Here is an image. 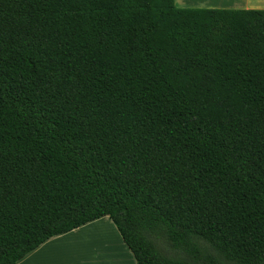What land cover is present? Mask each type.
I'll use <instances>...</instances> for the list:
<instances>
[{
	"label": "trees",
	"instance_id": "16d2710c",
	"mask_svg": "<svg viewBox=\"0 0 264 264\" xmlns=\"http://www.w3.org/2000/svg\"><path fill=\"white\" fill-rule=\"evenodd\" d=\"M103 216L136 264H264V9L0 0V264Z\"/></svg>",
	"mask_w": 264,
	"mask_h": 264
},
{
	"label": "rangeland",
	"instance_id": "374dc122",
	"mask_svg": "<svg viewBox=\"0 0 264 264\" xmlns=\"http://www.w3.org/2000/svg\"><path fill=\"white\" fill-rule=\"evenodd\" d=\"M85 234L63 239L62 257L64 262H90L92 264H114L116 260L124 264H135L132 251L124 243L117 226L109 217L88 228ZM86 236V237H85ZM134 263H133V262Z\"/></svg>",
	"mask_w": 264,
	"mask_h": 264
},
{
	"label": "crops",
	"instance_id": "0c3cea01",
	"mask_svg": "<svg viewBox=\"0 0 264 264\" xmlns=\"http://www.w3.org/2000/svg\"><path fill=\"white\" fill-rule=\"evenodd\" d=\"M180 7H211V8H235V9H264V0H175ZM106 216L88 222L71 231L53 236L25 255L16 264H92L90 262H64L61 259L66 249H63V239L67 237L85 234L89 227L99 224ZM108 217V216H107ZM110 219V218H109ZM112 221V220H111ZM86 237V236H85ZM62 241V242H60ZM124 241V240H123ZM125 243V242H124ZM135 259V258H134ZM133 262V261H132ZM134 263V262H133ZM112 264V263H109ZM114 264H124L116 260ZM126 264V263H125ZM130 264V263H129ZM132 264V263H131ZM136 264V261H135Z\"/></svg>",
	"mask_w": 264,
	"mask_h": 264
}]
</instances>
